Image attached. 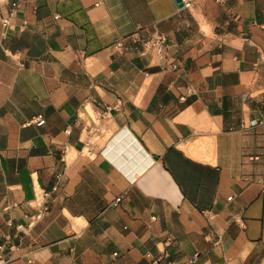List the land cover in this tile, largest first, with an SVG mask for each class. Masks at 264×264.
Here are the masks:
<instances>
[{
  "label": "crops",
  "instance_id": "0c3cea01",
  "mask_svg": "<svg viewBox=\"0 0 264 264\" xmlns=\"http://www.w3.org/2000/svg\"><path fill=\"white\" fill-rule=\"evenodd\" d=\"M0 254L264 264V0H0Z\"/></svg>",
  "mask_w": 264,
  "mask_h": 264
},
{
  "label": "built area",
  "instance_id": "2783aa9c",
  "mask_svg": "<svg viewBox=\"0 0 264 264\" xmlns=\"http://www.w3.org/2000/svg\"><path fill=\"white\" fill-rule=\"evenodd\" d=\"M182 2L184 8H191L193 6L194 0H182ZM2 23L4 26H8L10 23V18H4ZM128 40L129 38L118 40L114 43V46L117 48H122L127 45ZM137 41L141 44V54L145 55L151 53L158 56L160 59L165 57L167 37L163 33L154 32L148 36H140L138 37ZM32 122L37 123L38 125H43L45 120L43 118H36V120H33ZM122 198V196L117 197L112 202V205H117L122 200ZM0 264H10V262L2 254H0Z\"/></svg>",
  "mask_w": 264,
  "mask_h": 264
},
{
  "label": "water",
  "instance_id": "95a60500",
  "mask_svg": "<svg viewBox=\"0 0 264 264\" xmlns=\"http://www.w3.org/2000/svg\"><path fill=\"white\" fill-rule=\"evenodd\" d=\"M177 2L179 3V5H180L181 7H183V2H182V0H177Z\"/></svg>",
  "mask_w": 264,
  "mask_h": 264
}]
</instances>
